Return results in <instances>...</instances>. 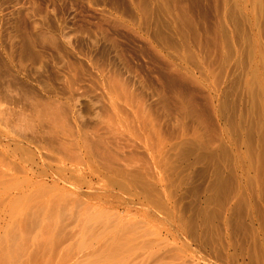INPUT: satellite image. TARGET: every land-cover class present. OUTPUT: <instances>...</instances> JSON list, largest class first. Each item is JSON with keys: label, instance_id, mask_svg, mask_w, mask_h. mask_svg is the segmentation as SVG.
Here are the masks:
<instances>
[{"label": "rangeland", "instance_id": "1", "mask_svg": "<svg viewBox=\"0 0 264 264\" xmlns=\"http://www.w3.org/2000/svg\"><path fill=\"white\" fill-rule=\"evenodd\" d=\"M27 221L264 264V0H0V228Z\"/></svg>", "mask_w": 264, "mask_h": 264}, {"label": "bare ground", "instance_id": "2", "mask_svg": "<svg viewBox=\"0 0 264 264\" xmlns=\"http://www.w3.org/2000/svg\"><path fill=\"white\" fill-rule=\"evenodd\" d=\"M21 213L26 214L23 216H28L31 212L22 211ZM31 222L27 221L20 224L8 223L0 228V264H168V259L164 256L165 253L163 254L164 257H162L159 256L162 253L159 250L160 254L152 253L150 249L147 251L144 249V243L135 239L134 242L133 240L123 239L127 242L121 243L120 241H123L122 237L124 238V236L118 238L121 240L117 242L116 237L118 236L116 235L113 243L110 244L107 241L106 243L102 241L105 243L103 244L99 240L102 237L100 238V236H96L94 233L91 236L92 232H90L89 236H86V238L91 237L90 239L79 238L77 235V238L73 237L75 239L64 237L63 240L62 238L57 240V236H54V228L56 226H41V233L35 234L36 231L34 232L32 227L35 224ZM84 232L87 233V231ZM129 233L131 232L129 231ZM120 235L119 233V237ZM148 245L152 247L153 243H149ZM116 246H119V248H116ZM155 247L161 248L157 244ZM130 250L131 252L132 250H136L137 254L129 255L126 251L130 253Z\"/></svg>", "mask_w": 264, "mask_h": 264}]
</instances>
